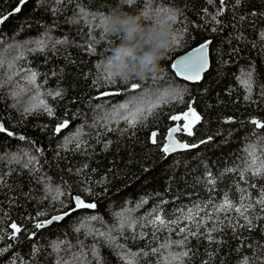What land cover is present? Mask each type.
I'll return each instance as SVG.
<instances>
[{
	"label": "trees",
	"instance_id": "16d2710c",
	"mask_svg": "<svg viewBox=\"0 0 264 264\" xmlns=\"http://www.w3.org/2000/svg\"><path fill=\"white\" fill-rule=\"evenodd\" d=\"M144 2L26 0L0 24V123L13 133H0V264H264L259 206L249 217L251 230L230 226L244 223L234 211L227 218L217 211L225 199L238 204L242 194L254 200L264 190V177L244 171L252 145L264 159V129L251 123L264 122V0H226L222 10L219 0H155L175 12L179 44L155 74L108 84L105 65L120 41L105 35L99 20L114 10L142 15ZM19 4L0 0V14ZM206 41L209 72L193 85L179 80L171 64ZM131 83L141 88L133 92ZM173 89L181 96L166 97L135 128L102 119L137 93ZM108 91L121 95L97 99ZM189 107L200 120L193 135L183 129L178 138L199 146L167 156V132L185 125ZM76 196L96 208L35 227L67 212ZM189 209L195 219H186ZM157 216L178 224L153 223ZM183 251L189 255L169 259ZM80 253L86 259L73 260Z\"/></svg>",
	"mask_w": 264,
	"mask_h": 264
},
{
	"label": "snow or ice",
	"instance_id": "6c2138e0",
	"mask_svg": "<svg viewBox=\"0 0 264 264\" xmlns=\"http://www.w3.org/2000/svg\"><path fill=\"white\" fill-rule=\"evenodd\" d=\"M126 2L131 6L134 3V0H126ZM213 0H208V3H212ZM241 0H235L236 4H240ZM26 3V0H20V4L13 9L11 13L8 14H0V24H3L7 19L8 16L15 14L16 12H19L21 10V7ZM219 3L221 5V10L226 3V0H219ZM81 15H85L83 13V10L81 9ZM139 15V14H138ZM142 15L145 18V21L147 22H172L174 23L176 20V14L175 12L171 11L169 8L162 7V6H155V0H145L144 2V8L142 11ZM213 19H216L215 16H213ZM108 16L102 17L99 20V26L103 29V33L105 35H110L111 32L108 28L107 24ZM215 30V29H213ZM181 37L175 36L173 38V45L179 44ZM59 42V41H58ZM212 43V41H206L202 44H200L198 47H196L192 52L188 53L187 55L176 59L172 64L171 68L175 72L176 76H179L183 78L184 80L197 82L202 78V73L208 68V48L209 45ZM42 44V42H41ZM36 73L30 72V78L29 83H35ZM156 77L153 76V79ZM104 80L108 84H114L116 81V74H114L111 70V63L109 59L107 60V63L105 65V73H104ZM246 86L251 88V84L249 80L245 81ZM141 88L140 83H131L130 84V90L133 92H136V90ZM56 96H60V92L55 93ZM121 95L120 91H108V92H102L97 99H100L101 97H110V96H118ZM172 96L179 98L181 96V92L179 90H170L169 92H166L164 95H161L159 91H151V92H143V93H137L136 95H133L129 97L124 103H120L117 105H114L111 110H106L105 115L102 117L104 120H120L122 119L130 128H135L138 123H143L144 119H146L147 115H150L154 112L155 109L159 106L160 103L165 101V98L167 96ZM155 97V99H153ZM247 99V97H246ZM46 107V106H45ZM49 114H51V109H47ZM191 114L192 121L191 124H195L200 120V116H198L194 109L189 107L188 112L184 114L185 118ZM173 120H180V116H173ZM191 124L185 125L184 127L187 129V134L189 136L193 135ZM252 124L256 126V128L264 129V122H261L259 120H252ZM68 126V122L65 121L61 125H59L56 128V131L59 132L61 128H66ZM177 129H172V132H175ZM6 132V129L3 125H0V133ZM8 136H12L13 133L10 131H7ZM156 133H152V142L156 143L155 140ZM20 139H24L23 136L20 137ZM201 143H205V141H201ZM79 146V145H77ZM198 147L196 144H186V143H177L176 141L171 139V134L169 135V143L165 144L163 146L162 151L164 153H173L177 149H189V148H195ZM256 145L251 146V150L249 151V155L252 157L251 160L248 162L245 172H251L253 176H260L264 177V159H261L260 156L256 155L255 151ZM31 162V161H30ZM241 179H244V174L241 173ZM251 187H256L255 184H252ZM74 199V206L70 207L67 212H64L62 215H56L51 217V219L47 220L46 222H39L35 225L37 229H42L45 227V224H51L53 221H61L64 219L65 216L70 215L71 213L77 211L78 209H95L96 204L95 203H86L84 200H82L79 196H76ZM255 206H259V212L264 213V190H262L259 194V198H256L253 200L252 197H249L247 195H243L241 197V200L238 204H233L228 199H225L224 202L219 205L217 208V211H223L225 213V217L227 218V214L234 211L244 220V223L242 224H235L232 223L230 226L232 227H240V228H247L248 230H251L254 225L252 219H250V215L252 210ZM188 217L186 219L191 218L195 219L197 216V213L193 211V209L188 210ZM260 219H264V216H260ZM95 219V217H93ZM156 221H159L160 225H166V224H178V221L176 220H170L165 221L164 219L157 216L153 223ZM121 227H123V224H121ZM11 228L14 230V232H20L21 229L15 224H11ZM197 228H199V223L197 224ZM180 232H185V228L181 227L179 228ZM188 234L196 235L197 233L188 230ZM101 236H104L106 239L108 238V234L106 233H100ZM15 239V237H12ZM187 236L185 237V239ZM211 239V236L208 237ZM180 244L183 243V241L179 242ZM157 249L153 248L152 253L156 254ZM144 253H140V255H143ZM94 253V258H95ZM189 255L188 251L183 252H177L174 255H171L169 257L170 260H180L183 257H187ZM125 258V257H122ZM86 259L84 253H80L79 256H73V260L80 261ZM61 264H68L67 261H61ZM90 264V262H89ZM127 264H132V259H127ZM244 264H249V261L246 259L244 261Z\"/></svg>",
	"mask_w": 264,
	"mask_h": 264
},
{
	"label": "clouds",
	"instance_id": "9594fccd",
	"mask_svg": "<svg viewBox=\"0 0 264 264\" xmlns=\"http://www.w3.org/2000/svg\"><path fill=\"white\" fill-rule=\"evenodd\" d=\"M107 24L120 41L108 58L117 79L124 82L143 80L160 70L176 36L172 22L145 23L143 15L114 10Z\"/></svg>",
	"mask_w": 264,
	"mask_h": 264
},
{
	"label": "water",
	"instance_id": "95a60500",
	"mask_svg": "<svg viewBox=\"0 0 264 264\" xmlns=\"http://www.w3.org/2000/svg\"><path fill=\"white\" fill-rule=\"evenodd\" d=\"M195 49V48H194ZM194 49H192V50H190V51H188V52H186V53H184L183 55H181V56H179V57H177L176 59H179V58H181V57H183V56H185V55H187L188 53H190V52H192ZM175 59V60H176ZM210 68H211V57H210V45H209V48H208V68L202 73V78L199 80V81H201L204 77H205V75L209 72V70H210ZM178 77V79L179 80H181V81H184V82H186V83H188V84H196V83H198L199 81H197V82H193V81H188V80H184L183 78H181V77H179V76H177ZM192 108V107H191ZM193 109V108H192ZM188 112V111H187ZM186 112V113H187ZM182 119L184 120V122H185V125H189V124H191V121H192V117H191V114H189L188 116H187V118H185V116L183 115L182 116ZM253 120H256V119H253ZM197 123V122H196ZM195 123V124H196ZM251 123H252V120H251ZM195 124H191V128L193 127V126H195ZM0 125H3L4 126V124L3 123H0ZM184 125V126H185ZM184 126H182L181 125V123H178V124H176L174 127H172L171 129H169L168 130V132H167V135H166V137H165V143H164V145L165 144H168L169 143V135L171 134V139L172 140H174V141H176L177 143H186V144H188L187 142H185V141H181L178 137L184 132V130L185 131H187V129L184 127ZM177 129L175 132H172V129ZM184 129V130H183ZM4 133H7V130H6V132H4ZM156 133V136H157V134H158V132H155ZM155 136V137H156ZM199 146V145H198ZM197 147H195V148H189V149H177L175 152H173V153H167L166 155L167 156H172V155H175V154H178V153H183V152H186V151H190V150H194V149H196ZM65 218V217H64ZM57 222H60V221H53L51 224H45V227L44 228H47V227H49V226H51L52 224H54V223H57Z\"/></svg>",
	"mask_w": 264,
	"mask_h": 264
},
{
	"label": "rangeland",
	"instance_id": "374dc122",
	"mask_svg": "<svg viewBox=\"0 0 264 264\" xmlns=\"http://www.w3.org/2000/svg\"><path fill=\"white\" fill-rule=\"evenodd\" d=\"M4 55H5V51L3 50L2 52H1V54H0V58H2V57H4ZM2 64V63H1ZM0 64V65H1ZM5 64H3V66H4ZM7 77V76H6ZM172 98V96H167V98ZM19 108H22V109H24L25 107L23 106V105H19ZM128 221H129V219H128ZM87 228H89V226L87 227Z\"/></svg>",
	"mask_w": 264,
	"mask_h": 264
}]
</instances>
